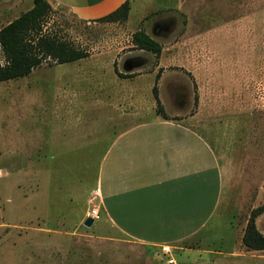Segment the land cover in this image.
<instances>
[{
	"label": "rangeland",
	"instance_id": "374dc122",
	"mask_svg": "<svg viewBox=\"0 0 264 264\" xmlns=\"http://www.w3.org/2000/svg\"><path fill=\"white\" fill-rule=\"evenodd\" d=\"M46 29L90 56L0 84V264H165L160 251L105 225L99 210L108 142L130 126L163 119L152 92L158 74L169 120L193 122L220 158L217 264H264V251L242 244L251 213L264 206V0H192L182 12H134L119 23L84 21L58 8ZM139 30L162 45L160 56L134 49ZM115 64L134 78H119ZM68 70L66 82L79 75L73 90L101 80L125 91L126 121L114 97L57 96ZM93 208L99 218L87 228ZM256 225L264 235V215ZM174 257L178 264L199 259Z\"/></svg>",
	"mask_w": 264,
	"mask_h": 264
},
{
	"label": "crops",
	"instance_id": "0c3cea01",
	"mask_svg": "<svg viewBox=\"0 0 264 264\" xmlns=\"http://www.w3.org/2000/svg\"><path fill=\"white\" fill-rule=\"evenodd\" d=\"M47 1L53 9L62 8L90 21L108 16L126 2L131 6L130 17L134 12L145 16L154 11L182 12L192 0ZM33 7L34 0H0V31ZM65 73L60 76L57 96L71 90L78 96L114 97L116 112L126 121L127 114L120 111L125 91L101 80L96 85L86 80L81 89L73 90L79 75L66 82L69 70ZM106 102H102L105 107ZM108 143L99 171V210L105 225L154 252L171 244L175 252L199 258L183 264H217L221 252L214 241L220 236L214 220L223 200V170L220 158L193 122L156 117L130 126Z\"/></svg>",
	"mask_w": 264,
	"mask_h": 264
},
{
	"label": "trees",
	"instance_id": "16d2710c",
	"mask_svg": "<svg viewBox=\"0 0 264 264\" xmlns=\"http://www.w3.org/2000/svg\"><path fill=\"white\" fill-rule=\"evenodd\" d=\"M130 10V3L126 2L103 19L109 23L125 22L129 19ZM52 12L53 8L47 0H34V7L31 10L0 31V48L5 58L4 65L0 66V84L28 77L44 64L54 67L79 62L90 56L87 51L74 47L70 42L46 29L47 20ZM132 44L134 49L154 56H160L163 51L162 45L144 30L133 34ZM115 73L119 78H134L132 75L121 74L116 64ZM159 78L160 74L156 77L152 92L157 104V115L168 121L169 117L159 98L157 87ZM262 215H264V206L251 213L242 239V244L248 251H264V235L256 225V220Z\"/></svg>",
	"mask_w": 264,
	"mask_h": 264
},
{
	"label": "built area",
	"instance_id": "2783aa9c",
	"mask_svg": "<svg viewBox=\"0 0 264 264\" xmlns=\"http://www.w3.org/2000/svg\"><path fill=\"white\" fill-rule=\"evenodd\" d=\"M90 217L94 220L99 218V210L97 208H93L90 213ZM175 250L176 248L171 244H165L160 247V255L165 264H178L174 257Z\"/></svg>",
	"mask_w": 264,
	"mask_h": 264
},
{
	"label": "water",
	"instance_id": "95a60500",
	"mask_svg": "<svg viewBox=\"0 0 264 264\" xmlns=\"http://www.w3.org/2000/svg\"><path fill=\"white\" fill-rule=\"evenodd\" d=\"M95 223V220L91 217L86 218L85 222H84V226L87 228H91Z\"/></svg>",
	"mask_w": 264,
	"mask_h": 264
}]
</instances>
